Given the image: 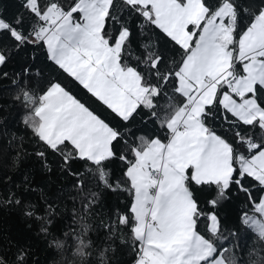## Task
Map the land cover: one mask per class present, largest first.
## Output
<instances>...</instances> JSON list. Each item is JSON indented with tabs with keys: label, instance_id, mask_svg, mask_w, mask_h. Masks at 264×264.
<instances>
[{
	"label": "snow or ice",
	"instance_id": "1",
	"mask_svg": "<svg viewBox=\"0 0 264 264\" xmlns=\"http://www.w3.org/2000/svg\"><path fill=\"white\" fill-rule=\"evenodd\" d=\"M123 3L182 50L174 69L162 70L165 58L158 50L145 53L147 73L124 60L130 29L122 24L115 35L106 31L110 19L119 22L113 15L115 0H73L67 8L59 0L44 6L40 0H26L37 21L31 31H24L19 18L14 23L0 18V33L15 47L43 42L59 69L123 121L143 107L166 129L163 141H125L132 158L118 157L127 164L124 175L132 202L117 222L130 228L134 264H236L230 249L217 244L222 236L218 216L202 209L190 184L211 208L235 185L251 205L250 212L242 213V223L264 240V197H254L245 186L251 178L264 191V7L253 11L241 0ZM7 59L0 50V65ZM166 88L179 94L181 102L158 106L159 99H172ZM23 98L31 108L25 122L65 167L75 159L90 162L106 187H121L109 182L104 167L117 158L114 142L124 138L120 130L59 82H50L39 95L25 90ZM217 116L233 129L234 143L208 123ZM244 126L259 129V138ZM202 222L206 234L198 229ZM87 247L81 238L78 254L88 255ZM18 259L23 264L24 255Z\"/></svg>",
	"mask_w": 264,
	"mask_h": 264
},
{
	"label": "trees",
	"instance_id": "2",
	"mask_svg": "<svg viewBox=\"0 0 264 264\" xmlns=\"http://www.w3.org/2000/svg\"><path fill=\"white\" fill-rule=\"evenodd\" d=\"M47 2L40 0L42 6ZM241 2L253 11L264 7V0ZM59 3L67 8L73 0H59ZM113 15L119 22L110 19L106 31L115 35L122 24L131 31L124 56L127 63L147 73L143 63L145 53L158 50L165 58L162 70L175 68L182 50L159 29L145 23L138 14H130L123 0H115ZM0 18L10 23L19 18L25 32H30L37 22L26 7V0H0ZM243 22H248L247 14ZM0 50L8 56L6 63L0 65V259L4 264H21L18 257L23 254V264H134L137 253L130 228L117 222L118 214L126 213L132 202L124 175L127 164L118 157L123 154L132 158L125 141L138 144L140 137L165 140L166 129L143 107L132 119L123 121L59 69L49 59L43 42L15 47L9 37L0 33ZM53 81L61 83L124 134L123 140L114 142L117 158L104 165L109 182L114 186L119 183L121 187L115 190L106 187L90 162L75 159L65 167L61 156L48 149L25 122L31 108L23 98V91L39 95ZM166 91L171 101L159 99L158 106L181 102L182 98L173 94L171 88ZM158 114H162L159 108ZM208 123L234 143L233 129L219 116ZM248 131L259 138V129L248 128ZM40 152L44 156L38 155ZM190 186L202 209L215 212L221 222L218 246L229 248L236 264H264V240L241 221L242 213L250 212L251 208L245 194L233 185L226 193L227 198L211 208L203 203L206 197L201 190ZM245 186H250L254 197H262L264 191L251 178H247ZM198 229L206 234L205 223L198 224ZM81 238L88 243L84 249L88 255L84 257L77 251ZM57 241L61 247H57Z\"/></svg>",
	"mask_w": 264,
	"mask_h": 264
},
{
	"label": "crops",
	"instance_id": "3",
	"mask_svg": "<svg viewBox=\"0 0 264 264\" xmlns=\"http://www.w3.org/2000/svg\"><path fill=\"white\" fill-rule=\"evenodd\" d=\"M75 16H76L77 19H79V16H78L77 14H75ZM162 141H163V140H162ZM221 201H223V200H221Z\"/></svg>",
	"mask_w": 264,
	"mask_h": 264
},
{
	"label": "rangeland",
	"instance_id": "4",
	"mask_svg": "<svg viewBox=\"0 0 264 264\" xmlns=\"http://www.w3.org/2000/svg\"><path fill=\"white\" fill-rule=\"evenodd\" d=\"M74 15H75V14H74ZM262 197H264V193H263Z\"/></svg>",
	"mask_w": 264,
	"mask_h": 264
}]
</instances>
